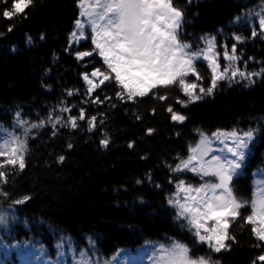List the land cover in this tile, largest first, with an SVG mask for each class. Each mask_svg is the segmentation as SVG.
Here are the masks:
<instances>
[{
  "label": "trees",
  "instance_id": "16d2710c",
  "mask_svg": "<svg viewBox=\"0 0 264 264\" xmlns=\"http://www.w3.org/2000/svg\"><path fill=\"white\" fill-rule=\"evenodd\" d=\"M13 2L0 0V142L15 137L26 142V152L23 170L18 163L0 168L7 174L6 183L0 181V192L5 193L0 195V216L5 218L0 224V264H74L82 251L89 264L129 258L152 264L155 249L174 240L187 245L193 258L210 257V264H262L256 258L264 247H255L259 242L252 225L242 218L229 228L236 242L227 240L230 249L216 253L197 241L168 200L180 180L200 186L213 179L171 171L179 158H187L188 146L199 141L196 129L209 137L218 130H254L231 181L237 197L253 198L257 185L264 183V74L253 77L252 84L239 77L220 80L212 95L187 107L177 103L188 101L178 85L153 89L135 102L121 100L114 74L89 94L84 74L99 84L102 77L91 73L95 68L107 72V67L95 52L77 59V52L94 48L90 28L83 39L72 36L75 21L87 20L79 16V0H32L23 12L4 17V10L14 11ZM174 4L184 12L179 38L190 51L206 49L207 39L215 38L220 71L229 64L224 52L231 55L233 45L239 57L234 67L246 73L264 69V32L257 16L264 11V0ZM254 29L256 37L251 35ZM196 64L202 79L192 74L184 79L207 89L211 69L203 59ZM194 91L200 94L199 87ZM162 95L168 98L161 101ZM168 106L187 119L173 122ZM69 117L77 118L75 128ZM92 117L96 120L90 131ZM102 139L109 141L107 147L101 146ZM211 146L213 152L205 160L215 154L231 158V141L212 138ZM13 147L9 144L6 151L11 153ZM8 158L0 157V162ZM24 197V203H16ZM241 213L247 216L250 208Z\"/></svg>",
  "mask_w": 264,
  "mask_h": 264
},
{
  "label": "snow or ice",
  "instance_id": "6c2138e0",
  "mask_svg": "<svg viewBox=\"0 0 264 264\" xmlns=\"http://www.w3.org/2000/svg\"><path fill=\"white\" fill-rule=\"evenodd\" d=\"M3 2L7 4L8 0ZM30 3L32 0H15L12 3L14 11L4 10L3 16L10 19L14 13L23 12ZM79 7L81 8L79 16L88 19L84 23L81 19L75 21L76 31L72 33V36L83 39L86 36V27L90 28L94 48L92 51L77 52V59L82 60L95 52L107 67V72L101 68H95L91 73L92 77H102L99 84L94 83L87 73L84 74V80L90 85L89 94L105 81H109L114 74L116 84L122 89V92L116 93L121 100L126 97L127 101L135 102L137 97H144L153 89L178 85L183 95L188 97V101L178 99L177 103L181 107H187L189 103L202 99L203 95H212L220 80L239 77L252 84L255 82L253 77L264 74V69L260 73H246L234 67L239 59L235 45L232 47L231 55L227 51L224 52V59L229 61V64L220 71L221 66L215 52V38L207 39L206 49L190 51V45L179 38L184 12L175 6L174 0H97L95 4L97 10L94 12L87 10L84 0H79ZM257 16L259 30L264 32V11L257 13ZM257 34L255 29L251 33L252 37H256ZM236 39L239 41L240 37ZM200 59L207 61L211 69V85L207 89L196 83L186 82L184 79L189 74L196 76L197 80L202 79L196 64ZM198 87L200 94L194 91ZM68 94L72 95L71 92ZM167 98L165 95L158 97L161 101ZM62 111H68V109H62ZM167 111L171 114L173 122L182 124L187 119L185 115L174 111L172 106H168ZM84 118L85 114L82 110L79 119ZM76 119V117H69L74 128L77 126ZM137 119L140 117L137 116ZM95 120L96 117H92L88 121L90 131L95 126ZM59 122V117H56L55 123ZM148 131L152 132L151 129ZM196 132L199 134V141L194 146H188L187 158H179L180 162L171 171L174 173L190 171L200 175L201 178L213 179L200 186L186 185L184 180H180L176 184V193L168 200L170 207L176 209L178 219L186 221L189 231L197 241L207 244L213 252L219 253L230 249L231 246L226 244L229 239L233 243L236 242L235 237L230 235L229 228L238 217L242 218L245 224L252 225L251 233L259 242L255 247H264V183L257 185L250 201L237 197L231 186L236 170L242 166L245 150L249 148V142L254 138V130L250 129L242 134H238L237 130L229 132L218 130L213 132L211 137L200 129H196ZM212 138L219 140L220 143L232 142L233 146L227 148L231 158L215 154L205 160V157L213 152ZM108 143L107 139L100 141L103 147H107ZM9 144L16 145L11 149V153L6 151ZM132 146L130 143L129 147ZM25 152L26 142L19 141L15 137L11 141L0 142V157L10 155V158L0 162V168L5 165L16 166L18 163L19 168L23 170ZM63 159L64 157L61 156L60 160L63 161ZM6 177L7 174L0 171V181L6 183ZM180 193L184 194L182 198ZM4 194L0 192V195ZM27 199L28 197H24L16 203H24ZM246 207L250 208V213L243 216L241 209ZM4 220L5 218L0 216V224ZM89 244L93 245L94 242L90 239ZM57 247L61 248V245ZM69 250H71L70 242ZM155 253L152 264H210L211 260L210 257L203 256L193 258L190 255V248L175 240L169 245H160L155 249ZM63 254V252L60 253V255ZM80 257V260H74V264H89L86 252H80ZM256 259L264 264V254L257 256Z\"/></svg>",
  "mask_w": 264,
  "mask_h": 264
},
{
  "label": "rangeland",
  "instance_id": "374dc122",
  "mask_svg": "<svg viewBox=\"0 0 264 264\" xmlns=\"http://www.w3.org/2000/svg\"><path fill=\"white\" fill-rule=\"evenodd\" d=\"M87 10L88 11H96L97 9L95 8V5L93 3H90L88 0L86 2Z\"/></svg>",
  "mask_w": 264,
  "mask_h": 264
}]
</instances>
